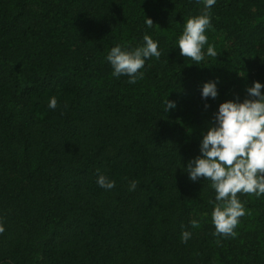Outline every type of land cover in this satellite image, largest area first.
<instances>
[{
	"label": "trees",
	"instance_id": "obj_1",
	"mask_svg": "<svg viewBox=\"0 0 264 264\" xmlns=\"http://www.w3.org/2000/svg\"><path fill=\"white\" fill-rule=\"evenodd\" d=\"M202 10L197 0H0V264H264V196L238 193L235 237L215 236L211 182L182 170L219 104L264 83V0H216L206 34L218 56L198 66L176 41ZM145 34L161 57L135 84L113 77L108 51ZM217 78L218 97L203 100ZM167 99L177 107L164 112Z\"/></svg>",
	"mask_w": 264,
	"mask_h": 264
},
{
	"label": "clouds",
	"instance_id": "obj_2",
	"mask_svg": "<svg viewBox=\"0 0 264 264\" xmlns=\"http://www.w3.org/2000/svg\"><path fill=\"white\" fill-rule=\"evenodd\" d=\"M203 3V10L198 15L190 16L183 23L182 33L177 38L180 56L189 58L200 65L205 56L217 57L213 44L208 41L206 30L211 27V9L216 0H197ZM147 27L151 28L153 20L147 18ZM158 41L150 35L143 36V42L136 46L115 44L106 56L112 66L111 75L115 78L128 77L129 84L142 79L147 60L161 57ZM205 45H207L205 52ZM219 79L207 81L201 88V98L215 100L219 95ZM264 83L256 81L248 87L243 100L239 97L219 104L213 114L207 130L202 133L199 155L191 159L182 170L192 182L204 180L211 182L215 191V200L209 201L213 210L212 224L215 236L235 237L234 229L239 218L244 216V203L238 193L254 194L257 198L264 196ZM58 104L55 96L49 98L48 107L56 109ZM175 101L167 99L164 112L175 109ZM211 107L205 103V108ZM97 184L105 189L115 187V181L99 175ZM136 181L130 182V190H134ZM195 225L196 221H192ZM4 231L0 225V233ZM191 233L183 231L182 242L187 243Z\"/></svg>",
	"mask_w": 264,
	"mask_h": 264
}]
</instances>
